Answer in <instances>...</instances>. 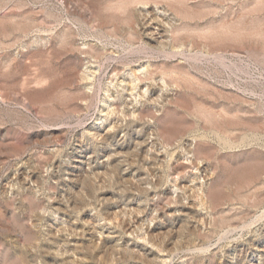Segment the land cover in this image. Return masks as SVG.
Returning <instances> with one entry per match:
<instances>
[{
	"label": "rangeland",
	"instance_id": "374dc122",
	"mask_svg": "<svg viewBox=\"0 0 264 264\" xmlns=\"http://www.w3.org/2000/svg\"><path fill=\"white\" fill-rule=\"evenodd\" d=\"M0 264H264V0H0Z\"/></svg>",
	"mask_w": 264,
	"mask_h": 264
},
{
	"label": "bare ground",
	"instance_id": "6f19581e",
	"mask_svg": "<svg viewBox=\"0 0 264 264\" xmlns=\"http://www.w3.org/2000/svg\"><path fill=\"white\" fill-rule=\"evenodd\" d=\"M157 17L154 15L153 16H150V15L145 16V18L143 20V33L146 35V37H148L149 39H151L153 41L167 40L169 35L171 34V33L169 34V32H170L169 21L168 20L166 21L165 18H160V17L157 18ZM138 76H136V80L137 79L142 80L141 76H139V77ZM82 155L79 158H77V161H79V162L85 161L84 156H82ZM186 167H187V164L178 160L174 164L173 169H174V171L178 172V171H180L179 169L183 170Z\"/></svg>",
	"mask_w": 264,
	"mask_h": 264
}]
</instances>
